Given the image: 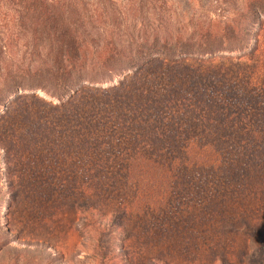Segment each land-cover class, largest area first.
I'll return each mask as SVG.
<instances>
[{
    "label": "trees",
    "instance_id": "trees-1",
    "mask_svg": "<svg viewBox=\"0 0 264 264\" xmlns=\"http://www.w3.org/2000/svg\"><path fill=\"white\" fill-rule=\"evenodd\" d=\"M174 1L0 0V107L13 96L4 149L18 143L12 113L26 118L17 130L39 120L65 159L40 142L32 172L69 184L85 213L109 208L100 233L117 232L118 217L125 240L146 246L138 258L97 238L90 264H187L199 210L218 264H232L219 238L231 229L264 261L253 219L264 213V0ZM42 250L28 251L61 264Z\"/></svg>",
    "mask_w": 264,
    "mask_h": 264
},
{
    "label": "rangeland",
    "instance_id": "rangeland-1",
    "mask_svg": "<svg viewBox=\"0 0 264 264\" xmlns=\"http://www.w3.org/2000/svg\"><path fill=\"white\" fill-rule=\"evenodd\" d=\"M173 3L176 5L174 0ZM179 5L185 7L184 3ZM171 24L173 25V22ZM119 79L120 77H117L110 83H103L102 86L116 83ZM19 93L33 94L34 97H40L52 103L58 102L56 98L45 94L40 89L20 90ZM32 100L35 103V99L31 98L30 101L32 102ZM12 101L13 96L11 95L0 107V114L5 113V106ZM22 117L20 112L19 114L12 113L5 124L8 127L7 133L10 134V129H13V133L17 136L18 143L14 150L12 148L4 149L3 143L6 141L7 134L5 131L3 132L2 127L4 126L0 125V264H44L43 257L28 251L29 249L33 250L34 247L43 249L46 257L50 256L61 264H90L89 257L95 252L94 244L97 243V238L112 241V245L118 250L123 248V244L125 247L129 245L131 251L140 254L137 255L140 258L142 252H146V246L143 242L135 241L131 237L125 240L123 229L129 227L125 221L116 218L114 225L117 232L112 230L113 233L105 235L98 231V228L101 227L100 224L103 225L110 217L109 208L102 207V213L97 210L85 213L76 206L70 205L69 201L72 199L69 198L72 196L70 195L72 188L68 187L69 184L65 185L64 183L60 187L58 179L50 180L45 166H35V173L38 175L37 178L35 177L31 162L36 158L32 157V153L28 155L32 148L33 151H36L34 150L36 145L44 142L51 150L50 156L56 153L61 161L65 159L61 155L64 152L59 149L60 137H56L55 133L48 134L45 128L42 129L39 120L27 123L28 127L17 130L15 128L17 121H26V118ZM41 123L43 124V122ZM67 123L58 120L54 128L65 129ZM36 163L38 162L36 161ZM82 174L84 173L82 172ZM74 178L79 184L81 180H86V176L81 178L76 173ZM91 185L92 182L89 183L88 191L90 192L86 193L87 198L93 205L99 206L96 201L100 198L95 197ZM198 213L200 218L196 222L194 232L187 238L190 243L187 264H218L216 258L212 259L213 253L206 240L209 215L203 210H199ZM257 215L264 236V213L261 211L256 213L253 217L254 220L257 219ZM112 227L114 228V226ZM219 238L220 245L223 247L222 251L232 264H264L262 257L252 247L249 238L243 233L241 234L239 230L222 231ZM15 246L24 248L21 252H16L13 249ZM139 264L147 263L143 261Z\"/></svg>",
    "mask_w": 264,
    "mask_h": 264
}]
</instances>
